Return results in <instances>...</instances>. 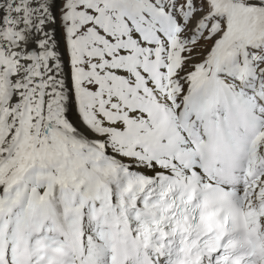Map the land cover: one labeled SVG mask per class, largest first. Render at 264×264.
<instances>
[{"label": "snow or ice", "instance_id": "6c2138e0", "mask_svg": "<svg viewBox=\"0 0 264 264\" xmlns=\"http://www.w3.org/2000/svg\"><path fill=\"white\" fill-rule=\"evenodd\" d=\"M0 264H264V0H0Z\"/></svg>", "mask_w": 264, "mask_h": 264}]
</instances>
